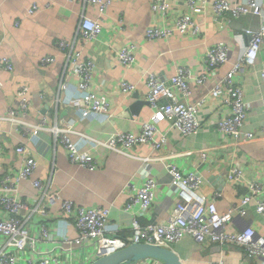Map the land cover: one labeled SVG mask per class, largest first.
I'll return each mask as SVG.
<instances>
[{
  "label": "built area",
  "instance_id": "built-area-1",
  "mask_svg": "<svg viewBox=\"0 0 264 264\" xmlns=\"http://www.w3.org/2000/svg\"><path fill=\"white\" fill-rule=\"evenodd\" d=\"M70 1L95 7L100 12L111 2ZM183 1L186 10L176 11L179 2ZM207 9L217 25L245 16L256 17L261 24L242 28V33L248 36V43L232 63H229L230 45L218 42L203 48L198 59L197 74L184 60L174 65V73L166 80L151 71L146 72L143 79L145 100L151 115L148 121L141 122L139 132L133 134L116 131L102 141L77 131L76 118L62 119L60 123H47L44 119L28 122L26 118L29 117L30 100L23 89L16 97V109H8L7 119L26 137L35 136L38 131L50 133L53 142L62 145L68 160L83 168L94 170L102 165L101 159L92 153L100 149L149 162L154 158L137 156L130 151L137 146L148 145L153 152H163L168 145V138L159 129L160 122L168 121L184 140L204 131L199 108L205 102V97L194 103L187 102V97L192 93V81L198 86L212 82L210 94L215 101V131L220 137L216 147L225 156L228 167L226 181L243 188L236 202L228 209L219 211L216 200L222 197V193L212 191L208 194L204 189L205 181L200 175L179 166L175 159L182 154H163L157 156V159L165 168L169 176V190L176 197L173 215L167 221L139 225L132 217V235L122 239L116 237L113 230L109 231L107 209L85 208L61 200V212L67 219L74 221L76 235L60 237L51 229L50 217H47L50 203L58 200L59 196L49 182H43L38 177L32 179L38 169L37 160L33 157L34 148L22 141L14 145L12 150L20 158L21 166L7 167L4 166L6 149L0 146V264H90L131 243L171 249L186 237L200 247L213 244L220 249L237 247L247 260L264 264L263 229L253 221L255 217L264 220V172L260 163L245 165L239 162L236 153L242 144L264 139V123L256 131L244 129L250 107L244 97L242 82L248 69L254 65L264 42V10L260 0H150L154 21L145 29L144 37L147 41L168 40L176 35L199 39L202 31L195 18ZM35 10L36 7L32 6L28 12L33 13ZM105 29L102 19L95 20L82 13L78 18L75 35L84 41H96ZM55 45L66 61L64 77L61 76L58 87L64 89L70 83L68 78L75 79L83 106L66 101L62 104L70 113L78 114L80 119L93 115L109 117L111 106L108 100L94 88V62L84 59L79 51L73 50L64 41H57ZM55 60V55H46L40 59V65L46 67ZM116 61L125 71L132 69L138 64L136 46L129 44L120 47L116 52ZM228 63L229 70L217 81V71ZM0 70L12 71L9 58L0 57ZM259 76L264 81V68L260 70ZM116 84L125 98L137 88L136 83L123 77ZM54 104H60L59 98L54 99ZM73 135L77 136L76 140ZM83 142L88 144L90 150L80 148ZM200 158L208 161L205 149L200 151ZM146 173V179L140 186L129 187L130 193L135 192V195L125 207V211H128L133 204L139 203V216L146 215L158 197L157 182L149 171ZM23 193L25 198L22 197ZM251 204L254 207L253 213L249 211ZM130 264L163 263L146 258ZM209 264L230 263L219 258Z\"/></svg>",
  "mask_w": 264,
  "mask_h": 264
},
{
  "label": "crops",
  "instance_id": "crops-1",
  "mask_svg": "<svg viewBox=\"0 0 264 264\" xmlns=\"http://www.w3.org/2000/svg\"><path fill=\"white\" fill-rule=\"evenodd\" d=\"M260 3L264 10V0H260ZM32 6L36 10L29 13ZM185 10V1L179 2L176 11ZM82 13L89 18L103 20L106 29L96 41H84L75 35L78 18ZM196 16L195 20L202 31L201 38L176 35L168 40L147 41L144 31L154 21L150 0H111L102 12L70 0H0V57H7L12 63L11 72L0 70V146L6 149L4 166H21L20 158L13 153L14 145L22 141L34 148L33 157L37 160L38 169L32 179L38 177L43 182H49L59 196L58 200L50 203L47 217H50L51 229L60 237L76 235L74 221L67 219L61 212V200L85 208L107 209L109 231L113 230V234L122 239L132 235V217L139 225L167 221L173 215L176 197L169 190V176L157 159V156L163 154H182L175 159L179 166L200 175L205 181L204 189L208 194L212 191L222 193V197L216 200L219 211L228 209L243 192L241 186L226 181L228 167L225 156L216 147L220 137L215 131V101L210 94L212 82L198 86L192 81V93L187 97L189 103L205 97V102L199 108L204 131L184 140L168 121L160 122L158 127L168 138V145L163 152H153L148 145H140L130 151L137 156L154 158L149 162L100 149L92 153L101 159L102 165L94 170L83 168L68 160L64 148L53 142L50 133L38 131L35 136L26 137L7 119L8 109H16V97L23 89L30 100L29 117L26 118L28 122L44 119L47 123H60L62 119L76 118L77 131L102 141L116 131L133 134L139 132L141 122L148 121L151 115L145 100L143 79L146 72L151 71L166 80L174 73V65L184 60L197 74L198 59L203 48L218 42L230 45L229 63H232L248 43V36L242 33V28L261 24L258 18L245 16L217 25L209 9ZM57 41H64L73 50L79 51L84 59L94 62V88L108 100L111 106L109 117L93 115L80 119L78 114L70 113L62 104L66 101L83 106L75 79L68 78L70 83L64 89L58 87L61 76L64 77L66 61L57 50ZM129 44L136 46L138 64L125 71L116 61V52ZM50 54L55 55V62L42 67L40 59ZM229 63L217 71V81L229 70ZM262 68L264 42L254 65L248 69L242 81L244 97L250 107L244 122L245 130H259L264 123V81L259 76ZM122 77L137 84L136 91L127 98L117 89V80ZM56 98H59L60 104H54ZM72 137L77 139V136ZM80 148L90 150L85 142L80 144ZM202 149H205L208 161L201 160ZM236 153L239 162L245 165L260 163L264 172V139L244 143L236 149ZM147 171L157 182L158 197L150 211L139 216V203L133 204L128 211H125V207L135 195V192L130 193L129 187L140 186L146 179ZM22 197L25 198V193ZM253 210L251 204L249 211L253 213ZM253 221L264 233V220L255 217ZM171 249L182 264H209L219 258L230 264L262 263L247 260L237 247L220 249L215 244L200 247L187 237Z\"/></svg>",
  "mask_w": 264,
  "mask_h": 264
},
{
  "label": "water",
  "instance_id": "water-1",
  "mask_svg": "<svg viewBox=\"0 0 264 264\" xmlns=\"http://www.w3.org/2000/svg\"><path fill=\"white\" fill-rule=\"evenodd\" d=\"M146 258L159 260L163 264H182L179 257L171 249L144 243H131L114 253L96 259L90 264H130Z\"/></svg>",
  "mask_w": 264,
  "mask_h": 264
}]
</instances>
